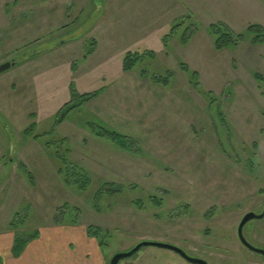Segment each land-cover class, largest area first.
Listing matches in <instances>:
<instances>
[{
  "label": "rangeland",
  "instance_id": "1",
  "mask_svg": "<svg viewBox=\"0 0 264 264\" xmlns=\"http://www.w3.org/2000/svg\"><path fill=\"white\" fill-rule=\"evenodd\" d=\"M181 1L188 12L163 40L146 30L134 34L135 3L129 0H22L6 10L0 3V63L13 62L0 73V97L9 104L0 98V176L8 179L0 185L6 190L0 191V230L14 207L12 221L24 237L40 222L74 220L86 229L100 228L108 264L115 253L146 240L176 245L209 264H264V256L244 248L236 233L240 218L264 205V43L244 41L216 50L208 29L218 22L234 32L254 23L264 28V3L253 0L262 2L261 9L251 10L242 0ZM118 2L124 23L122 30H113L109 11ZM22 23L29 27L31 44L10 50V33L18 34ZM52 28L56 32L50 35ZM105 33L113 34L120 48L140 51L131 73L149 81L151 75L168 77L162 86H169L175 122L173 127H146L157 130V138L136 137L144 127H105L102 109L93 102L70 109L64 125L51 127V110L70 97L64 86L68 73L73 74L64 64L68 58L78 72L81 65L90 70L74 78L75 92L107 82L88 83L91 62L99 54L82 57L93 48L91 36L100 40ZM83 34L85 44L78 48L72 42ZM146 50L153 55L142 53ZM119 52L116 57L122 56ZM101 59L94 70L106 72L109 59ZM191 71L197 73L196 84ZM52 73L49 88L40 79L49 80ZM11 81L13 88L5 89ZM79 101L80 95L72 96L67 105ZM86 120L92 127H85ZM99 126L129 137L128 147L96 135ZM157 139L164 148L149 146ZM140 140L148 146H139ZM27 159L32 163L22 167ZM62 163L67 168L57 173ZM244 231L254 246L264 248V218L250 220ZM119 264L194 263L171 249L148 245Z\"/></svg>",
  "mask_w": 264,
  "mask_h": 264
},
{
  "label": "crops",
  "instance_id": "2",
  "mask_svg": "<svg viewBox=\"0 0 264 264\" xmlns=\"http://www.w3.org/2000/svg\"><path fill=\"white\" fill-rule=\"evenodd\" d=\"M21 1L22 0H0V3L6 10V5L20 3ZM127 1L128 0H123L124 3H126ZM129 1V3H135L134 13H136L137 18H135V20H137V23L135 24V27L133 26L134 34H140L143 30H146L157 34V36H161V40H163V36L167 35L166 32L167 30H169L168 28L174 23V21L184 17L188 12L186 8L182 6V4L184 5V3H182L181 0ZM242 2L249 3V9L251 10L261 9L262 2L258 3V1L253 0H242ZM106 4H108V0ZM117 4L118 6L114 9H111V12L108 10V7L107 9L104 8V10L106 9V13H108V11L110 13V18L108 21L110 28L115 30L118 27V29L121 28L122 30V24L124 22L122 23L120 3L118 2ZM123 6V8L125 9V4H123ZM5 10H3L4 15H6ZM23 14L24 12H22L20 15ZM60 16L61 14L58 13V17ZM21 19L23 22V18ZM22 24V30L19 31L18 34L10 33V50H15V48L31 44L30 40H28L27 38L31 34L29 31V27L26 23ZM118 29L117 32H115L116 34H118L119 32ZM55 30L56 28H52L49 31L50 35L56 32ZM84 35L85 34L78 37V39H80L78 42L77 40H75V42L77 43H75L74 41L72 43L74 45L79 44L78 48L83 47L86 40L84 38ZM14 37L16 40H14ZM24 37L27 40H24ZM91 37L94 41V46L92 45L93 48H91L92 52L90 54H84L82 55V57L85 58V60H91L94 56L98 54L101 55L103 53L102 55L104 57V60L108 58L109 61L108 64H105V66L103 67L104 69H106V72H103L102 70H94L95 67L99 66L102 63V55H98L95 60L91 62L92 71L94 72L89 75L91 79L88 78L87 82H100L101 84L103 82H107L104 85L92 90H88L85 88L83 92H79L77 90L76 92L74 91L76 95H83L85 93L98 91L95 96L87 101L76 104L75 107H79L85 103L93 102V107H99L100 109H102V117H100L99 115L98 116L101 119L103 118L102 120H104L106 123L112 125L110 126L107 124L108 126L106 125L105 127H144L138 129L134 133L136 137H140L139 139H142L144 135H147L149 137H153L154 135V137H156L155 135H157V130H151V128L148 129L146 127H173L175 121L173 117L174 111L172 107V97L166 91V88L169 86H162V84L154 82L151 78V81H149V79L143 77L142 73H131L132 69L128 71L123 70L124 55L132 50L126 49L125 47L120 48L118 45H116L113 40V34L105 33V37L102 38L101 36L100 40H97L94 35H92ZM14 41H17L16 44H14ZM70 41L71 40H69V42ZM2 42L3 40L1 41V43ZM67 43L68 42H63L62 45H65ZM116 51H120L119 53H122V56L116 57ZM110 57L116 58L111 61ZM71 63L72 62L69 58L64 63L65 66L69 65V69L73 73H68L69 77L64 80V86L65 84H67L68 90H74L72 88L74 78H77L78 75L84 76L90 73V70L85 68L84 65H81V70L78 72V70H76L77 65L76 68L75 66L73 68L72 66L74 64ZM110 71L112 72L111 74H109ZM0 77H2V75ZM46 77L47 76H43L40 80H43V84L47 83V86L50 88V84H53L51 80L55 79V76L52 73L49 80H47ZM0 80L4 79L0 78ZM13 83L14 82L11 81V83L5 84V89L11 90L10 88H13ZM69 93L70 97L67 100L60 103L58 102L55 109L51 110L50 115H53L54 117V122L52 123L51 127H61L62 125H64L63 122L67 117V113L62 119L59 116L65 104L71 102L72 92L70 91ZM0 98L3 101V104L6 102V105H9L6 98ZM105 110L107 111V115L106 113H104ZM48 111L49 108L45 104L43 106V112L47 117L49 116L47 115L49 114ZM30 114L31 112L29 113V115ZM84 123L85 127H92L89 126L87 120L84 121ZM31 125H33V122L28 125V127H30ZM23 130H25V128H23ZM62 140H64V142L66 141L64 138ZM143 141L146 140H140L139 146H148L147 143L142 144ZM151 144L152 145L149 146L152 148H164L163 142L158 139ZM166 146L168 145L166 144ZM22 162V164H24L25 166L29 163H32L29 159L23 160ZM58 169L56 170L57 173ZM49 175L51 179L52 174ZM5 180L8 179L6 178ZM5 180L0 176V185L5 183ZM5 191L6 190H4L3 192L1 191L2 194ZM15 210L14 207L11 208V218H9L10 220H8L9 211L6 213V221H8V223L3 230H0V256L2 258V264H108L105 253L103 252L102 246L99 244L97 238L89 236L87 234L86 226L79 223L71 224L54 221L49 223H38L36 225V236L26 243L23 250L18 256H14L12 253V246L15 239V231L10 227V223L12 222Z\"/></svg>",
  "mask_w": 264,
  "mask_h": 264
},
{
  "label": "trees",
  "instance_id": "3",
  "mask_svg": "<svg viewBox=\"0 0 264 264\" xmlns=\"http://www.w3.org/2000/svg\"><path fill=\"white\" fill-rule=\"evenodd\" d=\"M264 3V0H262ZM175 26V25H174ZM209 33L213 36L214 38V47L216 48V50H222L224 48L227 47H235L238 44H240L241 42L244 41H249L252 44H258V43H264V28L257 24H250L249 26H247V28L241 32H234L227 24L225 23H214L211 24L209 27ZM91 43L94 44V41H92ZM92 52V49H88L86 51V54H90ZM150 53L151 55H153L152 52H150L149 50L143 51L142 53ZM141 53L139 51H129L124 55L123 58V70L128 71L131 70L134 65L137 63V61L139 60ZM181 67L184 70H187V67H185L183 64H181ZM189 74L191 75V79L194 80L193 84L197 83V73L196 72H189ZM256 77L259 78V76L257 74H255ZM150 78L159 84H168V77H159L156 75H151ZM191 81V80H190ZM72 92V96L76 97V94L74 93V90H71ZM98 93V91H94L92 93H85L83 95H80V102L83 101H87L90 98H92L93 96H95ZM76 103V104H77ZM76 104H65V106L63 107V109L61 110L60 114H62L61 116H59L61 119L64 117L65 113H67L70 109L74 108L76 106ZM102 128V127H101ZM96 135L107 138L108 140L110 139L113 143L117 144L119 147L121 148H127L128 146H126V141H129V137H127L124 134L121 133H117L115 131H111L108 130L107 128H102V130H98L97 132H95ZM22 167H25L24 164L20 163ZM67 168V165L65 166L63 163L61 164V167H59L58 172L59 173H63L64 169ZM75 169L78 170L80 173H82L83 171V177L86 181H89L86 177H85V169L76 165ZM79 173V174H80ZM85 174V175H84ZM65 180L68 181V176H67V172L65 174ZM85 183V182H84ZM85 185V184H83ZM83 187V186H81ZM71 224H76V221H72ZM10 227L15 231V239H14V243L12 246V253L14 256H18L21 251L23 250L24 246L26 245V243L34 238L36 236L37 231H34L33 233H31L30 235H27L26 237L22 236L17 229L14 227L13 221L10 223ZM101 232L100 228H97L95 226H88L87 227V234L89 236H93L95 238H97V240L99 241V244L102 246L103 243L101 242V236H99V233ZM0 264H2V258L0 256Z\"/></svg>",
  "mask_w": 264,
  "mask_h": 264
},
{
  "label": "water",
  "instance_id": "4",
  "mask_svg": "<svg viewBox=\"0 0 264 264\" xmlns=\"http://www.w3.org/2000/svg\"><path fill=\"white\" fill-rule=\"evenodd\" d=\"M13 65V62L11 61H6L3 63H0V73L9 69L11 66ZM264 217V207L261 211V213H255L253 211H248L246 212L241 220L239 221L238 225H237V236L239 241L242 243L243 246H245L246 248L257 252L261 255L264 256V249L261 248H257L255 246H253L251 243H249L247 241V239L244 236V226L247 222H249L252 219H261ZM157 246V247H163V248H167V249H171L175 252H177L178 254H180L183 258H185L187 261L194 263V264H209L206 260L201 259V258H197L194 256H190L188 255L183 249H181L180 247L170 244V243H165V242H158V241H141L139 243H137L132 249L128 250V251H121V252H117L115 253L110 261L109 264H119V261L123 258L129 257L131 255H133L135 252H137L141 247L143 246Z\"/></svg>",
  "mask_w": 264,
  "mask_h": 264
},
{
  "label": "flooded vegetation",
  "instance_id": "5",
  "mask_svg": "<svg viewBox=\"0 0 264 264\" xmlns=\"http://www.w3.org/2000/svg\"><path fill=\"white\" fill-rule=\"evenodd\" d=\"M263 207H264V205H263ZM263 207H262V209H263ZM262 209L259 211V212H255V211H253V212H255V213H261V211H262ZM242 218V217H241ZM241 218H240V220H241ZM264 218V217H263ZM239 220V221H240ZM239 223V222H238ZM243 232H244V236H246L245 235V231L243 230ZM237 233V232H236ZM246 239H247V237H245ZM247 241L249 242V243H251L248 239H247ZM252 244V243H251ZM253 245V244H252ZM254 246V245H253ZM256 247V246H255ZM244 248H245V246H244ZM257 248H259V247H257ZM248 249V248H247ZM261 249H264V248H261ZM250 250V249H249ZM252 251V250H251ZM261 255V254H260ZM202 259V258H201ZM205 260V259H204Z\"/></svg>",
  "mask_w": 264,
  "mask_h": 264
}]
</instances>
